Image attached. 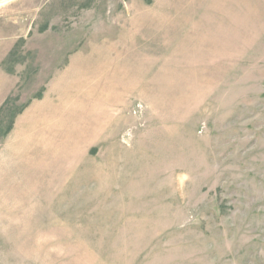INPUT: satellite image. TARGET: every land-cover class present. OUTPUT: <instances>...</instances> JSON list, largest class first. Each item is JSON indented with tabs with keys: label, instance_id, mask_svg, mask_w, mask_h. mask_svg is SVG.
Wrapping results in <instances>:
<instances>
[{
	"label": "rangeland",
	"instance_id": "obj_1",
	"mask_svg": "<svg viewBox=\"0 0 264 264\" xmlns=\"http://www.w3.org/2000/svg\"><path fill=\"white\" fill-rule=\"evenodd\" d=\"M0 264H264V0H0Z\"/></svg>",
	"mask_w": 264,
	"mask_h": 264
},
{
	"label": "built area",
	"instance_id": "obj_2",
	"mask_svg": "<svg viewBox=\"0 0 264 264\" xmlns=\"http://www.w3.org/2000/svg\"><path fill=\"white\" fill-rule=\"evenodd\" d=\"M124 137V136H123Z\"/></svg>",
	"mask_w": 264,
	"mask_h": 264
}]
</instances>
